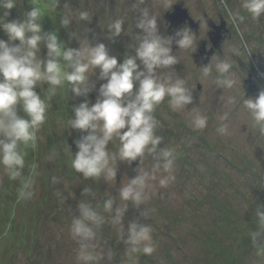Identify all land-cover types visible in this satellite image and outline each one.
<instances>
[{"label":"rangeland","instance_id":"rangeland-1","mask_svg":"<svg viewBox=\"0 0 264 264\" xmlns=\"http://www.w3.org/2000/svg\"><path fill=\"white\" fill-rule=\"evenodd\" d=\"M239 3L240 0H15L7 16L0 9L3 22H20L36 6L41 11L42 32L55 34L62 47L79 48L84 41L90 45L103 43L118 62L135 55L143 35L136 28L143 9L157 18L158 33L164 37H170L165 15L173 12L176 5L187 9L195 21L201 20L197 31L185 27L195 35L196 49H174L173 42L172 54L178 63L156 70L161 81L169 77L183 79L193 98L184 111L174 112L166 97L153 113L159 123L156 134L163 137L159 147L174 150L175 181L167 188L153 189L144 205L129 204L121 232L120 226L110 223L112 214L103 212V202L110 197L122 204V184L135 177L139 167L150 171L156 159L146 155L140 164L137 158L136 172L133 162L118 160L116 178L111 181L84 179L71 168V154L78 151L76 141L83 133L70 128L68 120L74 106L85 100L93 105L92 95L96 103L99 88L106 83L99 78L97 68L89 73V86L94 90L87 97L75 96L66 83L47 101L48 118L38 133L37 145L24 148L26 164L22 174H32L31 164L38 166L33 174L31 199H18L19 180H12L0 165V264H81L77 260L78 245L69 229L72 217L79 215L82 201L93 207L100 205L98 210L106 218L105 224L95 229L93 244L102 255L96 264H264V248L252 242L257 228L255 208L264 207V135L243 107L244 98L258 97L247 96L246 80L252 78L258 89L264 90V17L258 23L246 17L241 38L232 29L226 10V6L236 10ZM81 11L89 13V21L79 20ZM62 17L72 19L69 26H61ZM206 17L216 26L224 20L225 40L219 48L211 42L212 28ZM115 19L123 20V31L110 40L107 27ZM0 40L10 46L19 43L9 41L2 28ZM204 42L207 50L214 49L209 63H215L216 57H226L232 64L231 78L236 81L232 88L217 87L215 72L203 76L195 55ZM38 57L47 59L43 43ZM46 89L43 83L34 87L41 98L47 97ZM229 97L235 102L228 103ZM192 109L207 115L208 126L203 131L189 127L188 111ZM17 114L27 118L19 105ZM223 114L227 119L221 121ZM222 123L228 126L227 134L217 131ZM116 145L118 141L110 143L109 150L117 151ZM53 176L58 183H52ZM86 187L92 190L91 195L84 194ZM134 221L153 230L156 251L150 256L129 251L124 242ZM31 250H37L30 255L32 259L27 256Z\"/></svg>","mask_w":264,"mask_h":264},{"label":"clouds","instance_id":"clouds-1","mask_svg":"<svg viewBox=\"0 0 264 264\" xmlns=\"http://www.w3.org/2000/svg\"><path fill=\"white\" fill-rule=\"evenodd\" d=\"M14 7L15 0H0V9L4 10L5 16ZM226 10L232 29L243 38L241 25L246 17L257 23L264 17V0H240L236 10L227 6ZM78 18L89 21L90 15L81 11ZM40 20L41 11L36 6L26 13L23 21L5 23L0 19V28L5 31L8 40L19 42L10 46L0 40V165L12 180H19L18 199H31L35 183L33 174L38 166L33 163L32 174H22L26 164L24 148H35L37 145L38 133L48 118L47 101L66 83L71 85L75 96L87 97L94 90V86H89V73L98 68L99 78L106 83L100 86L95 104L90 106L85 100L73 107L68 125L83 135L76 141L78 151L75 155L68 148L67 151L71 154V168L76 173H81L84 179L103 178L105 181L115 180L118 160L131 164L140 158L141 164L146 155L156 159L150 171L139 167L137 175L122 184L119 189L122 204L110 197L103 202V212L112 214L110 223L120 226L121 232H124L122 221L129 204L137 207L144 205L153 189L167 188L176 179L173 174L174 150L159 147L163 137L156 134L159 123L153 113L166 97L174 112L184 111L193 98L183 79L169 77L161 81L156 70L172 68L178 63L177 57L172 54L173 39L179 49L184 50L196 49L197 40L186 28L178 31L176 37L159 35L157 18L143 9L136 24L143 35L135 48V55H128L123 62H118L103 43L90 45L84 41L80 42L79 48L62 47L55 34L42 32ZM71 21L69 17H62L60 23L62 27H67ZM123 26L121 19L112 21L107 27L109 39L120 36ZM42 43L47 48L46 60L38 57ZM231 68L232 64L226 57H216L215 63L210 61L202 67V73L204 77H209L215 72L217 87L232 88L236 81L231 78ZM41 83L47 85L46 98H41L34 91V87ZM227 102L235 101L229 97ZM18 105L27 118L17 114ZM243 107L264 135V90L255 99L244 98ZM188 115V124L193 131L207 128V115L195 109L188 111ZM219 118L224 121L227 114ZM217 131L227 134V124L222 123ZM117 141V151H110V143L115 145ZM58 182V178L53 176L52 183ZM84 194L91 195L92 190L86 187ZM99 208L100 205L93 207L91 203L82 201L78 205L79 215L71 219L69 230L78 245L77 260L81 264H96L102 258L93 244L97 236L95 229L106 222ZM254 217L257 228L252 233V242L264 248V243H261V237H264V207L257 206ZM152 231L151 226L131 222L124 240L128 250L152 255L156 251ZM111 256L109 252V259Z\"/></svg>","mask_w":264,"mask_h":264},{"label":"water","instance_id":"water-1","mask_svg":"<svg viewBox=\"0 0 264 264\" xmlns=\"http://www.w3.org/2000/svg\"><path fill=\"white\" fill-rule=\"evenodd\" d=\"M209 26L212 28L210 32V39L215 48H219L220 43H222L225 39L222 37L223 32L225 33V23L222 20L221 26H216L211 21L210 18L206 17ZM165 20L169 23V35L170 37H176V33L178 31L183 30L186 26H190L191 31H197L200 27L201 20L195 21L190 16V13L187 9H185L182 5H176L174 7L173 12H169L165 15ZM173 48H179L175 43V39H173ZM214 49L207 50V43L204 42L202 48L199 50V53L195 55L196 63L198 67H203L209 63L210 57L213 55ZM245 89L247 91V96H259L260 90L253 83V79L250 78L245 81ZM92 104H95V95H92ZM139 164V160L133 161V170L136 172L137 165Z\"/></svg>","mask_w":264,"mask_h":264},{"label":"trees","instance_id":"trees-1","mask_svg":"<svg viewBox=\"0 0 264 264\" xmlns=\"http://www.w3.org/2000/svg\"><path fill=\"white\" fill-rule=\"evenodd\" d=\"M36 251H37V250H36ZM36 251H34V250H31L30 252H28V255H27V256H29V257H30V259H32L30 255L34 254ZM29 257H28V258H29Z\"/></svg>","mask_w":264,"mask_h":264}]
</instances>
